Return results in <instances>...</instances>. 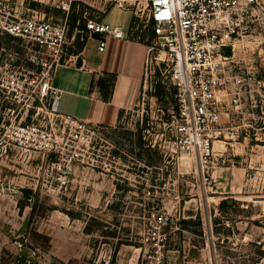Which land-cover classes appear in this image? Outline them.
Instances as JSON below:
<instances>
[{
	"label": "rangeland",
	"instance_id": "1",
	"mask_svg": "<svg viewBox=\"0 0 264 264\" xmlns=\"http://www.w3.org/2000/svg\"><path fill=\"white\" fill-rule=\"evenodd\" d=\"M61 1L0 0V23L66 21L62 56L73 59L83 50L76 40L93 46L87 19L114 4L74 0L66 11ZM132 32L154 44L145 17ZM41 57L0 27V264H110L114 253L112 264H264V0L224 66L220 134L206 165L173 142L163 61L153 60L137 104L114 125L86 121L80 133L39 96ZM21 124L39 131L19 145L9 134Z\"/></svg>",
	"mask_w": 264,
	"mask_h": 264
},
{
	"label": "built area",
	"instance_id": "2",
	"mask_svg": "<svg viewBox=\"0 0 264 264\" xmlns=\"http://www.w3.org/2000/svg\"><path fill=\"white\" fill-rule=\"evenodd\" d=\"M74 0H62L60 6L68 11ZM114 5L130 10L135 19L145 17L151 22L154 44L147 43L144 81L151 71L153 60L168 67V82L176 104L171 121L173 142L181 152L193 153L201 165L213 156V143L220 134V96L222 73L228 60L224 52L233 47L245 32V17L257 0H112ZM9 34L31 40L42 54L36 69L38 93L49 99L51 112L69 119L80 133L86 121L59 110L60 92L51 84L54 67L61 62L77 63V57L65 60L62 56L67 24L41 17H18L0 23ZM134 27V26H133ZM89 36H98V50L105 48V37L129 38L121 25L89 18L84 24ZM39 131L36 125H18L10 132L16 144L25 143L28 134ZM94 132V131H91ZM92 133H90L91 135ZM88 135V136H90ZM75 149L70 157H77ZM53 168V165H52ZM56 168L62 169L59 162ZM66 176V175H64ZM65 182V179H62Z\"/></svg>",
	"mask_w": 264,
	"mask_h": 264
},
{
	"label": "crops",
	"instance_id": "3",
	"mask_svg": "<svg viewBox=\"0 0 264 264\" xmlns=\"http://www.w3.org/2000/svg\"><path fill=\"white\" fill-rule=\"evenodd\" d=\"M133 13L117 5L103 16L111 24L121 25L130 34ZM98 36L89 37L77 59L81 65L69 62L58 63L53 70L51 84L60 92V110L78 119L114 125L120 110L133 108L141 95L147 44L135 39L105 37L104 50H98ZM89 40V39H88ZM87 40V41H88ZM105 72L116 74L111 97L104 100L98 81Z\"/></svg>",
	"mask_w": 264,
	"mask_h": 264
},
{
	"label": "trees",
	"instance_id": "4",
	"mask_svg": "<svg viewBox=\"0 0 264 264\" xmlns=\"http://www.w3.org/2000/svg\"><path fill=\"white\" fill-rule=\"evenodd\" d=\"M134 21H135V17L133 16L132 17V23H131V29L134 26ZM135 39L147 44V42L144 41L143 39H140V38H135ZM76 43H78V51H81L83 49V46H84V41L79 43L78 40H76ZM224 52L227 55H230V48H226ZM156 73L158 74L159 72L156 70ZM115 78H116V74L111 73V72H105L104 76L99 78L98 86H99L101 96L104 100H108L111 97ZM159 95H160V92L157 91L155 93V96H159ZM175 109H176V104H175ZM122 113H123V110H120L119 117L121 116ZM138 143H139V146H142L143 141L141 140V137L138 138ZM148 164L154 165L153 161H148ZM115 254L116 253H114L112 255V259H111L110 264H112V262H114Z\"/></svg>",
	"mask_w": 264,
	"mask_h": 264
},
{
	"label": "water",
	"instance_id": "5",
	"mask_svg": "<svg viewBox=\"0 0 264 264\" xmlns=\"http://www.w3.org/2000/svg\"><path fill=\"white\" fill-rule=\"evenodd\" d=\"M77 64L81 65V58L80 57L77 59Z\"/></svg>",
	"mask_w": 264,
	"mask_h": 264
}]
</instances>
